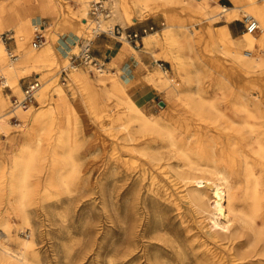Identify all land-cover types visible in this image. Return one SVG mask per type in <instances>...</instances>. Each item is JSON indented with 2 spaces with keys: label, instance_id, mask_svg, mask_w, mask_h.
Instances as JSON below:
<instances>
[{
  "label": "bare ground",
  "instance_id": "bare-ground-1",
  "mask_svg": "<svg viewBox=\"0 0 264 264\" xmlns=\"http://www.w3.org/2000/svg\"><path fill=\"white\" fill-rule=\"evenodd\" d=\"M37 1L41 2V0ZM54 1L58 6L59 13L54 16L50 27L43 28V34L47 39H44V43H47L46 52L51 57L50 61L38 59L40 52L32 54L34 51L30 52L34 59L29 64H23L21 62L23 55L18 58L13 56L12 51H9L11 59L8 61L5 54V42L2 41V38L0 39V63L3 71L7 74V80H3L5 79L3 77V81H0V83H5L0 87V132H8L13 128L12 113L7 110L12 96L10 93L4 94L3 89L10 84L14 94L20 95L22 88L19 81L23 75L33 70L40 71L49 65L60 62L59 54L52 43L53 37L59 34L56 30L57 25L75 22L78 30L79 24L71 16L72 11L67 3H73L76 10L83 13L84 17L81 22L85 28L88 25L84 20H89L87 14L90 0ZM131 2V4L124 2L118 9L119 14L124 17L134 14L135 16L132 18L134 22L140 20L139 17L149 15L159 8H164L167 11H189L194 16L202 17L206 21V24L201 28L187 24H169L162 33L156 31L144 38L146 46L159 45L162 49L163 60L172 63L173 73H169L159 64V67H155L147 73L146 79L157 90L167 93V103L171 102L173 109L177 108L179 101L188 102L189 108L205 115V118L211 117L212 110H220L216 104V97H208L205 89L199 87L195 90L183 89L176 80L177 78L175 79V77H179L188 81L191 78V73L199 77L197 74L200 69L194 63L193 58L188 55L186 60L181 54L185 48L192 51L194 46L204 44V61L214 63L218 68H222L227 62L229 68L234 71L235 75L238 72L244 82L252 72L264 66V57L256 55L254 52L257 45L264 47V2L246 0V8L242 10V13L244 16L254 17L259 22L260 30L256 32L257 34L246 32L237 38H232L226 28L215 29L213 23L225 13L229 14V19H240L239 6L228 8L217 3L216 0H132ZM9 12H13L18 18L19 23L16 29L22 28L26 37H34L35 30L40 29L41 25L35 23L34 19L28 15L24 0H0V30L6 27L3 15ZM31 47L33 48L32 44ZM192 68H194V72ZM79 69H74V78L72 71L69 74V79L75 82L77 91H74L80 94L76 103L70 101L64 88L57 84L55 93H53L56 101H50L51 106L48 108L36 109L32 119L31 107L14 111V114H19V118L33 120L35 126L26 131L27 133H40L34 138L23 139L20 147L14 151V163L9 169L10 194L6 206L8 209L6 208V212L0 213V264H42L38 250L35 248L36 232L33 230L30 218V207L34 204L31 197L34 192L32 181L34 178L32 177L42 171L41 161L47 160V155L45 158L41 155V134L49 136L50 144L47 143L51 151H49L51 153V155L49 154L50 162L47 161L49 164L47 165L48 175L44 186V199L54 198L55 191L69 195L75 191L74 187L77 185L75 183L82 167L78 150L84 141L83 127L85 124H89L99 128L100 124L94 119L93 114L95 113L99 118L102 111L100 100L97 97H92L91 102L87 101L82 89L94 96H97L95 95L97 90L101 89L106 98L113 100L114 106L106 111L108 117L111 118L109 124L105 123L108 134H110L108 138L116 141L119 136H122L120 138L129 142L131 150L139 152L153 163L163 160L170 161L168 166L175 169L178 182L183 188L186 198L197 212L206 215L212 222L215 233L212 240L214 247L218 243L227 250L218 253L213 247H209L202 256H198V253L195 252L196 264H228L225 259L227 255H230L229 252L234 250L232 261L235 264H264V132H255L257 113L264 112V100L262 99L256 104L248 101L246 89L247 87L253 88L245 83L238 87L236 94L244 114L243 126L252 132H238L241 136L240 140L229 141L227 144L230 148H223L222 158H219L214 150L216 141L213 138H203V143L211 150L207 156L198 150L192 151L189 138L178 132L176 128L175 121L179 119L173 114L174 112L165 109L164 115L147 113L143 106L133 100L127 92L119 73H112L109 69L103 68L97 70L98 73L93 77L91 74L78 71ZM3 71L1 72L4 75ZM36 74L38 75L39 72ZM221 77H224V74H221ZM217 89L222 92V83L217 84ZM261 90V92L264 91L263 88ZM39 94L42 99L47 97L45 89ZM214 118L218 120V116ZM195 124L192 123V126ZM15 125L18 127L20 124ZM153 143L158 145L153 146ZM171 159H176L177 163L173 164ZM154 165L147 166L145 174L151 172L149 190L152 193H157L156 183L161 174L153 169ZM5 170L4 166L0 165V192L6 188ZM45 171L47 170L45 169ZM241 193L245 195L244 200L240 196ZM2 196L0 195V207L3 208L5 196ZM8 211H13L20 219L14 246L11 244V225L6 218ZM26 229H30V234L24 238L21 233H24ZM178 250L183 260L186 259V252L180 247ZM167 255L160 250L155 251L153 264H168ZM209 256L211 259H208Z\"/></svg>",
  "mask_w": 264,
  "mask_h": 264
},
{
  "label": "rangeland",
  "instance_id": "rangeland-1",
  "mask_svg": "<svg viewBox=\"0 0 264 264\" xmlns=\"http://www.w3.org/2000/svg\"><path fill=\"white\" fill-rule=\"evenodd\" d=\"M131 1L132 0H111L114 7L112 22L119 23L124 27H128L134 23V21H132V18L135 16L134 14L124 17L119 14L118 9L122 7L124 2H129L131 4ZM258 1L264 2V0ZM216 2L220 4L219 0H216ZM67 4L70 11H72L71 16L78 22L79 26L83 28V32L80 34H84L87 27L85 28L81 22L84 17L83 13L77 11L73 3ZM239 7L238 12L241 14L239 20H243L245 16L242 10L245 9L246 6L244 4ZM28 15L30 16L29 13ZM147 16L148 15H144L139 18L144 19ZM87 17H89V14H87ZM202 21L205 25L206 21L202 17H199L197 20H192V23L187 25L195 26L196 23ZM167 25H169L168 20H166V26ZM7 31L6 27L0 30V39L1 35ZM29 38L30 37H26V40ZM33 38L34 37H31L29 40L30 52L34 51L32 54H37L42 50H46L47 43H44L39 49H33L31 47ZM45 40H47L46 36ZM2 41L5 42V54L8 61H10L11 55H9V51L13 50V41L12 39L5 40V38L2 39ZM124 43L129 44V42ZM156 46L159 45L146 46V48H153ZM263 51L264 47L258 45L254 49L256 55L258 54L264 57ZM181 54L186 60L188 55L193 58L194 63L200 69V72L197 74L199 77L191 73V78L188 81L186 79L184 81V79L179 77H175V79L177 78L176 80L183 89L195 90L198 87L205 89V93L208 97H216V104L220 110H212L211 117L205 118V115H201L191 107L189 108L190 105L188 102L179 101L180 104L182 103L181 105H184L186 114H184V112L179 114L173 113L181 120L179 122V120L176 119V128L178 132L183 133L185 137L189 138L188 140L192 151L195 152L198 150V152L204 156H207L211 150L209 146L207 147L203 143V138H213L216 141L214 150L217 156L222 158V149L230 148L227 143L234 139L236 141L240 140L241 136L238 132H252L243 126L244 114L241 111L236 94L238 87L246 83L253 88L249 89L247 87L246 89L247 98L250 103L256 104L260 100H264V91L261 92V89H264V66L252 72L246 77V81L244 82V80L240 78L238 72H236L235 75L234 71L229 68L227 62L225 66L218 68L214 63L204 61V44L194 46L192 51L185 48ZM14 55L18 58L22 57L20 51L19 53L13 52V56ZM162 55L161 49V54L155 53L154 57L164 64L161 66L163 69L168 70L169 73H173L172 63L169 62L171 63V70H169L170 65L160 60L163 59ZM65 60L66 58L40 71L33 70L22 76V78H24L31 75V79L33 80L35 78L34 74L39 72V81L42 85L38 92L40 93L45 89L47 93V97L42 99L37 92L35 102L31 106V119L36 109L48 108L51 106L50 101H56L53 97V93H55V88H57L58 85L64 88L70 101L77 102L80 94L75 92L77 91L75 82L69 79L66 85H62L59 78L55 75ZM159 62L156 63L157 65L155 67H159ZM0 68L1 71H3L1 63ZM193 70L194 68H192V71ZM1 71L0 74L5 78L3 80H7V74L3 71V75ZM78 71L86 72L93 77L98 73L96 70H92L89 67H80ZM74 74L75 71L73 70V78L75 76ZM221 74H224V77H221ZM218 83H222L224 91L223 89L222 92L218 91ZM0 84V87H2L5 83ZM65 86L71 91V95L67 92ZM10 89L12 88L9 84V86L3 89V93L8 94L11 91ZM160 92L165 94L166 99H168L165 91ZM251 92L255 93L251 94ZM12 93V96L17 98H21L23 95L22 90L20 95H15L13 89ZM82 93L84 98L89 102H91L92 97H97L100 100L102 111L99 118H97L95 113L93 114L94 119L100 124V127H92L89 124H85L83 127L82 136L84 141L78 150V154L82 160V167L75 183V185L77 184L75 186L76 188L74 187L75 191L69 193V195L68 193H58L59 191H55L54 198L44 199V186L48 175L47 165L49 164L48 162H50L49 157L51 151L48 148L50 144L49 136L47 134H41V155L44 156L43 158L47 155V160L44 159V161H41L43 165L42 171L37 173L38 176L34 175L32 177L34 178L32 179L34 192L31 194V197L34 204L30 207L31 223L33 230L36 232L35 248L38 250L41 263L153 264V254L155 251L160 250L168 254L166 260L168 264H196L195 252L198 253V256H202L209 247H213L215 252L218 253L226 251L227 249L221 244L219 245L216 243V247H214L212 240L215 233L213 232L212 222L206 215L197 212L196 208L186 198L184 190L178 182L179 179L175 169L168 166L170 161L163 160L153 163L139 152L131 150L129 142L120 138L122 136H119L116 141L109 139L108 137L110 134H108V128L105 126V123L109 124L111 118L108 117L106 111H109L114 106L113 100L106 98L101 89L97 90V94H95L97 96L83 89ZM12 100V97H10L7 110L11 111ZM104 101L108 102L106 103ZM165 107L166 106L163 108ZM168 107H166V110L170 111ZM164 111L165 109L159 113L151 114L164 115L166 112ZM215 116H218V120H215ZM19 117V114L16 115L12 113L11 123L13 128L8 132H0V146H3V151L5 150L4 144H6V142L7 144L11 143V135L17 140L15 147L16 151L20 147L22 139H31L40 133H27L26 131L35 126L33 120L29 121L30 119H22ZM16 122L20 124L18 127L15 125L17 124ZM192 123L196 124L192 126ZM23 124L25 125L24 127L22 126ZM255 132H264V112L257 113ZM156 144L157 143H153V146L158 145ZM42 151L46 153L42 154ZM13 155L14 152L10 153L9 157L6 159H3L0 155V165L4 166V170L5 167H7L4 176L6 188L3 192H0L1 196H5L6 201H4V198V200L2 199L5 206L2 204L4 209L1 206L0 213H4L8 209L6 206L10 194V187L8 186V180L10 178L9 169L14 163ZM171 162L176 164L177 160L171 159ZM150 164H155L153 169L161 174L156 183L157 193H152L149 190L151 187V172L145 174V168L150 166ZM44 168L47 171H45ZM171 183L174 184L172 185ZM240 196L242 200L245 199L243 193H241ZM6 216L7 221L11 225V244L14 246V239L18 233L20 219L13 211H8ZM29 234L30 229H26L24 233H21L24 238ZM179 247L186 252L187 258L184 260L179 253ZM234 253L235 250L229 252L230 255H227L225 260L228 261V264H235V262L232 261ZM208 259H211V256H209Z\"/></svg>",
  "mask_w": 264,
  "mask_h": 264
},
{
  "label": "crops",
  "instance_id": "crops-1",
  "mask_svg": "<svg viewBox=\"0 0 264 264\" xmlns=\"http://www.w3.org/2000/svg\"><path fill=\"white\" fill-rule=\"evenodd\" d=\"M67 1L73 2L75 0ZM219 1L221 5L228 8L246 4V0ZM212 3L215 4L214 1H212ZM24 4L27 7L26 9L30 14V17L34 19L33 21L39 25H45V27H50L54 16L59 13L58 6L54 0H41V2H38L37 0H24ZM166 11L167 10L164 8L156 9L146 18L140 19L132 25H129L128 28L130 31L142 32L144 28L154 26V32L158 31L159 33H162L166 26V20H168L169 24L180 25L190 24L192 23V20H197V18H199V16H194L189 11ZM3 20L5 22L6 30L10 31L12 34L11 39L13 41V50L11 51L16 53H19L20 51L21 55H23L21 62L23 64H29L30 61L34 59V56L32 54L30 55L29 48V40L31 37L26 40L24 29H16L19 21L13 12L5 13L3 15ZM203 25L202 21L196 23L195 26L201 28ZM56 27L59 34H56L53 37L52 43L56 47L60 60H62L67 58L68 53L73 49L74 43L83 35L80 34L83 32V28L79 26L77 30L75 22L60 23ZM213 27L215 29L226 28L232 38L241 37L245 33L243 20L229 19V14L226 13L222 14L220 19L213 24ZM146 36L147 35H145L144 38ZM144 38L141 42V47L134 48L132 44L124 43L117 38L102 36L95 42L94 56L105 63L104 68H108L112 73H119V77L126 86L127 92L133 100H136L141 106H143L147 113H159L169 105V112H174L175 114L184 112V114H186L184 105H181L182 103L179 104V102H177V108L173 109L171 102L167 103L165 94L157 90V88L146 79L147 73L153 70L157 65L154 54H161V48L159 46L146 48ZM38 59L47 62L51 60V57L47 54L46 50H42L40 51V55H38ZM160 60L169 64V70H171V63L163 59ZM34 75L35 78H39V75ZM55 75L58 77V71ZM33 80L31 79V75L22 78L19 81L22 91ZM65 88L67 87L65 86ZM10 90L9 93L12 96V89ZM67 92L71 95V91L68 88ZM14 98L17 97L12 96V99ZM104 102L107 103L108 101ZM160 102H164L166 107H159L158 104ZM10 142V144H7V142L4 144V151L2 148L3 146H0V155L3 159L8 158L9 154L15 151L17 140L13 135L10 136Z\"/></svg>",
  "mask_w": 264,
  "mask_h": 264
},
{
  "label": "built area",
  "instance_id": "built-area-1",
  "mask_svg": "<svg viewBox=\"0 0 264 264\" xmlns=\"http://www.w3.org/2000/svg\"><path fill=\"white\" fill-rule=\"evenodd\" d=\"M88 14L89 20H85L88 23L86 32L74 43L73 49L68 53L65 62L58 70L59 81L62 85L68 82L69 74L74 69L89 67L97 71L105 67V63L94 56V45L98 38L109 36L129 42L134 48H140L144 36L155 31L154 26L146 27L142 32L130 31L128 27L112 22L114 7L111 0H90ZM243 22L246 32L256 33L260 30L259 22L254 17L245 16ZM44 27L45 25H41L40 29L35 30L32 42L33 48H40L44 43ZM1 38H5V40L11 39L12 34L10 31L4 32ZM159 63L161 66L164 65L162 62ZM2 79L3 77L0 74V81ZM40 87L39 78H35L30 82L23 90L22 97L12 100L11 112L14 113L17 109H28L31 107L35 102L36 94ZM158 106L161 107L159 104Z\"/></svg>",
  "mask_w": 264,
  "mask_h": 264
},
{
  "label": "water",
  "instance_id": "water-1",
  "mask_svg": "<svg viewBox=\"0 0 264 264\" xmlns=\"http://www.w3.org/2000/svg\"><path fill=\"white\" fill-rule=\"evenodd\" d=\"M159 105H160L161 107H164V106H165V103H164V102H160Z\"/></svg>",
  "mask_w": 264,
  "mask_h": 264
}]
</instances>
